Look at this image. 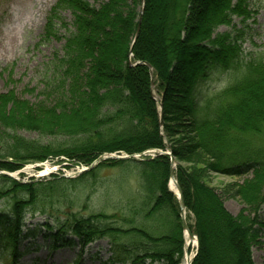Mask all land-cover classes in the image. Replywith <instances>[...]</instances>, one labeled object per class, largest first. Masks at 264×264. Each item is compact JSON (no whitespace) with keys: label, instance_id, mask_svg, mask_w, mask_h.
I'll list each match as a JSON object with an SVG mask.
<instances>
[{"label":"trees","instance_id":"1","mask_svg":"<svg viewBox=\"0 0 264 264\" xmlns=\"http://www.w3.org/2000/svg\"><path fill=\"white\" fill-rule=\"evenodd\" d=\"M151 1L146 0L132 57L141 0L56 1L47 16L42 37L43 40L58 38L61 29H66L63 49L57 51L51 61L53 73L46 88L50 94H58L54 97L56 103L51 108L42 106L43 102L30 107L13 93L5 97L15 98L28 113L24 114L18 107V115L3 111L0 114V125L14 131L0 138L4 150L0 153V170L14 171L25 162L44 161L49 157L64 156L76 164L89 165L109 152L134 154L148 149L165 150L166 138L171 142L174 134L169 113L178 111L179 105L174 99L182 95L185 116H188L193 133L191 142L197 143L200 155L211 162L210 167L231 176L253 173V177L237 186L235 193L256 213L254 217L230 216L212 188L177 165L178 183L186 208L196 218L195 231L199 237V251L192 264H254L252 246L257 236L254 227L260 222L258 213L264 203V144L261 143L264 49L245 61L230 33L215 34L219 26L232 24L234 15L243 16L244 20L250 17V0H221L213 6L206 4L207 0H178V16L170 14L167 19V22L171 20L169 27L172 28L169 54L158 51L150 43L153 34L148 22L155 10ZM65 11L73 14L72 22L60 16ZM115 21L116 27L109 25ZM121 29L125 32L126 43L120 49L115 47L122 37ZM167 35L168 30L162 31L160 41H166ZM107 46L114 47L119 54L112 56L117 66L115 73L106 67L110 59ZM152 50L158 51L157 59ZM131 61L140 63L132 65ZM146 62L153 67L156 88L163 92L166 135L160 133L158 105L152 97L150 69ZM223 72L229 74L228 83L222 88H213L210 83L214 76ZM22 129L52 136L56 142L43 143L40 139L20 136L17 131ZM173 148L176 158H184L182 147H178L179 151ZM103 166L121 167L122 171L130 168L131 174L139 179L138 205L132 209L134 216L126 222L117 213L103 211L87 217L69 211L62 221L58 220L61 216L38 206L47 189L54 191L60 187L59 179L23 185L0 175V197L9 198L12 205L11 218L0 225V256L4 263L17 264L22 255L19 245L25 218L29 213L39 212L57 218L55 240H62L60 234L68 232L82 244L108 238L113 245L117 244V250L124 251L126 246L122 240L130 235V248L126 250L133 251L129 256L133 264L146 259L180 264L183 248L180 221L170 219V228L159 236L134 224L135 216L141 211L146 212L148 218L163 215L165 209L170 216L176 215L179 201L167 187L170 157L161 155L140 161L111 159L84 173L81 180L94 175ZM131 174L126 172L121 178ZM121 221L130 227L126 228Z\"/></svg>","mask_w":264,"mask_h":264},{"label":"rangeland","instance_id":"2","mask_svg":"<svg viewBox=\"0 0 264 264\" xmlns=\"http://www.w3.org/2000/svg\"><path fill=\"white\" fill-rule=\"evenodd\" d=\"M56 1L57 0H0V114L3 111L4 113L18 115L19 109H23L24 114L28 113V110L18 105L15 98L10 100L5 98L11 93H13L20 102H27V105L30 107L40 106V102H43L42 106L51 108L56 103L54 97L58 94L52 95L46 88L47 81L51 78L53 73L51 61L56 52L63 49V35L66 34V29H61L58 38L42 39L47 24V16ZM177 1L178 0L151 1V6H154L155 10L152 12V16L149 18L148 22L149 28L153 34L150 43L158 51H165L166 54H169L171 50L170 43H172L170 41L172 28L169 27L171 26V20L169 19V22H167V19L170 14H174L173 17L178 16L179 6L176 4ZM220 1L221 0H207L206 4L213 6L220 3ZM249 9L251 11L250 17L244 20L243 16L234 15L232 24H223L219 26L215 32V34L230 33L232 36L231 38L242 50V59L245 61L250 60L257 52L264 49V0H250ZM60 16H63V20L68 23L73 20V14L70 11H65ZM115 24L116 21L109 25H114L113 27H116ZM122 29L119 32L122 37H120L117 43L118 46L115 48H120L123 43H126V41L124 42V40H126L124 36L125 32L123 31L124 29ZM166 30H168L167 40L161 42L159 35L162 31L164 33ZM109 47L107 46L106 48V53H110V59L106 61V67H108L109 71L115 73L117 66L112 61V56L119 54L115 52L114 47ZM157 50L151 51L154 59H157ZM154 52H156V54ZM103 62H105V60H103ZM228 75L227 72H223L220 75L214 76L210 85L215 89L225 86L229 80ZM176 87L178 88L180 86ZM159 92H156L157 96L159 95L157 98L162 97L163 92ZM181 97L182 95H179L174 99L177 106L179 105L181 108L178 106V111L169 113V115L174 117L169 118L170 127L172 126L174 134L170 137L171 142H167L166 138V148L172 152L173 147H182L181 152L184 158H176L172 152L176 164H180V167L186 169L193 176L196 175L206 186L212 188L219 196L222 206L230 216H240L242 218L254 217L256 213H254L252 207L245 203L240 196L235 193L238 189L237 186L243 185L245 179L253 177V173L250 172L243 176H231L223 172H218L210 167L209 164H211V162L206 161L200 155L197 143L191 142L193 133H191V128L189 127L190 122L188 116H185V101L182 100L183 98ZM180 102L181 104H179ZM159 124L160 133L164 135V127L161 125L160 120ZM17 133L28 139H40L43 143L55 141L52 136H44L37 131L22 129L18 130ZM0 134V138H3L7 137L8 134H14V131L11 129L5 130L4 127L0 125ZM262 136L261 143L264 144V132ZM0 142L3 141L0 140ZM179 150L180 148H178V151ZM1 152H4V150L0 146V153ZM195 157L199 158L193 161L192 159ZM47 160L48 161L43 163L32 161V163L27 164V162H25L20 170L16 168L13 172L17 173L15 176L20 178V180H31L33 177L38 176L40 171H44L48 174L46 177L37 180L43 179L44 181L50 179L53 174L59 176L58 178H65L64 181L59 179L60 187H57L54 191H49V189H47L48 192H45L43 198L41 197L42 200L38 206L56 216H61V219L58 220L62 221L65 213L69 211L76 212L86 217L100 211L107 214L117 213L124 221L134 216L132 209H135L136 205H138V199L140 198L138 193L139 179L136 174H131L130 168H124V173L127 172V175L131 174L125 178H121L124 174L121 167L110 169L103 166L100 167L94 175L87 176L81 180V171L83 168L82 166L78 167L74 160L69 161L68 157L66 159L64 156L49 157ZM67 164L69 167L65 166ZM131 167L134 168V172H137L134 165ZM175 171L177 172V168H175ZM79 172L81 173L76 174ZM175 178L177 179V176H175ZM167 187L170 192L179 198V191L177 188L178 194L170 188L169 183ZM180 190L182 193L181 187ZM0 209H7L8 212L12 210L9 198L0 197ZM185 211L187 213V220L185 219L186 223L191 225L192 229H195L196 218L192 211L186 208V210L182 212L179 204L176 206V215L172 214L171 216L167 213L166 209L165 212L163 211V215L156 214L149 218L148 215L145 216L146 212H138L135 216L136 222L134 224L141 228H147L153 235L159 236L166 233L170 228V219L176 222L180 221L182 225ZM258 214V221L260 222L254 227L257 231V236L252 246V256L254 264H264V203ZM58 220L53 217L49 218L48 215H36L28 219V226L33 232L30 234L29 239L27 241L25 240L22 244V249H27V252L19 259L20 264H77V262L78 264H122L113 262L112 256L115 253L113 254L110 250L112 245L108 239L95 241L84 250H81L76 242H73L71 245L62 246L63 242L59 243L54 238V234L58 232V227H56L58 225ZM125 222L121 221L126 228L130 227V225L128 226ZM45 223H49L52 227H44ZM184 231L185 229L183 228V248L180 257V259H182L181 264H183V258H185L186 255ZM129 237L130 235L124 236L123 241L129 240ZM56 241L58 245L57 247H53ZM195 252L196 245L190 249L192 255H194ZM178 255L180 254L176 253V257H179ZM122 256H125V254ZM115 257L114 255V258ZM117 261L121 262L119 254ZM147 264H150V261H147ZM155 264L160 263L156 262Z\"/></svg>","mask_w":264,"mask_h":264},{"label":"bare ground","instance_id":"3","mask_svg":"<svg viewBox=\"0 0 264 264\" xmlns=\"http://www.w3.org/2000/svg\"><path fill=\"white\" fill-rule=\"evenodd\" d=\"M42 174H45L44 172H42ZM170 188L177 193V189H176V186H175V182L173 179H171L170 181ZM97 213H100V212H97ZM184 218L187 220V213L185 211L184 213ZM129 226V224H127ZM127 226V227H128ZM60 237L61 238H65L66 239V234H63L61 233L60 234ZM184 237H185V249H186V255H185V258H183V264H190L191 261H192V258H193V255L190 253V249L191 247H194L196 244H197V239L196 238H193L191 237V231H190V228H187L185 231H184ZM100 239V238H99ZM108 239V238H107ZM109 240V239H108ZM124 240V238H123ZM122 242L125 244V250L124 251H120V250H117V244L115 243L114 245L112 244V242H110V244L112 245L110 247V250L112 251V253L116 256L114 258V255H113V259H114V262L115 263H122V264H126V262L128 261L129 257L132 253V252H129L126 250L130 248V240H126V241H123ZM88 245H91V242L87 243ZM113 248V249H112ZM118 254H119V259L121 260V262L117 261L118 259ZM125 256H122L124 255ZM128 264H133V262H128Z\"/></svg>","mask_w":264,"mask_h":264},{"label":"water","instance_id":"4","mask_svg":"<svg viewBox=\"0 0 264 264\" xmlns=\"http://www.w3.org/2000/svg\"><path fill=\"white\" fill-rule=\"evenodd\" d=\"M142 2H143V4H144V3H145V0H142ZM143 11H144V10L142 9L141 14L143 13ZM141 23H142V17H140V19H139V23H138V27H137V31H136V37H138V35H139L140 29H141ZM162 107H163V104H162V102H161V103H160V110H162ZM160 123H161V124L163 123L162 114H161ZM160 153H161V152H160ZM166 154H169L170 157H171L170 177L174 179V181H175V183H176V188H177L178 191H179L180 207H181V210H182V212H183L184 209H185V204H184V200H183L182 193H181V190H180V186L178 185L177 180L175 179V173H174V167H175V165H176V161H175V158H174V156H173L171 150H170L168 153L166 152ZM117 158H123V157H117ZM183 228H184V229L187 228V224H186L184 218H183ZM195 236H196V234H195L194 232H193V233L191 232V237L194 238Z\"/></svg>","mask_w":264,"mask_h":264}]
</instances>
